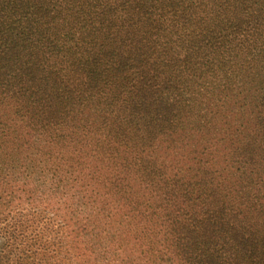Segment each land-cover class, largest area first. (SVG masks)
Listing matches in <instances>:
<instances>
[{"label": "trees", "instance_id": "1", "mask_svg": "<svg viewBox=\"0 0 264 264\" xmlns=\"http://www.w3.org/2000/svg\"><path fill=\"white\" fill-rule=\"evenodd\" d=\"M0 243L264 264V0H0Z\"/></svg>", "mask_w": 264, "mask_h": 264}, {"label": "rangeland", "instance_id": "2", "mask_svg": "<svg viewBox=\"0 0 264 264\" xmlns=\"http://www.w3.org/2000/svg\"><path fill=\"white\" fill-rule=\"evenodd\" d=\"M28 209H25V210H28ZM65 210L66 209H64V208L62 210L61 207H60L57 212H54L55 214H58V215H55V216H51V215H49L47 213H43L44 211L41 210V209H39V212H38L43 217V218H41V221H44L48 225L51 234H54V231L57 230V232L59 233L57 239H61L62 235L67 234V232L64 233L63 228H62V230L61 229L60 230L58 229V227L61 226V223H60L61 220H60V218L61 217H64L63 214L65 213L64 212ZM121 210H123L121 208V206L118 207V210L116 211V215L115 216L118 217L119 216V211H121ZM113 211H115V209ZM117 220H119V219H117ZM0 245H1V243H0ZM110 254L111 255H104L103 257H100L99 260H97L96 264H105V260L106 259H109V258H107V256H115V255H117V254H113V253H110ZM91 264H95V263L93 262ZM109 264H113V262H111Z\"/></svg>", "mask_w": 264, "mask_h": 264}]
</instances>
